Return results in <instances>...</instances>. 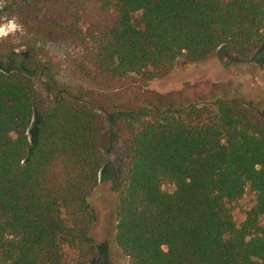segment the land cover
<instances>
[{
	"label": "trees",
	"instance_id": "1",
	"mask_svg": "<svg viewBox=\"0 0 264 264\" xmlns=\"http://www.w3.org/2000/svg\"><path fill=\"white\" fill-rule=\"evenodd\" d=\"M2 18L23 31L19 45L0 41V264L94 263L88 198L111 143L124 156L114 239L127 264H264V113L225 85L130 83L223 47L258 56L264 0H3Z\"/></svg>",
	"mask_w": 264,
	"mask_h": 264
},
{
	"label": "rangeland",
	"instance_id": "2",
	"mask_svg": "<svg viewBox=\"0 0 264 264\" xmlns=\"http://www.w3.org/2000/svg\"><path fill=\"white\" fill-rule=\"evenodd\" d=\"M21 36L22 32H19L1 42L19 45ZM67 53V48L59 46L51 51L56 63H63ZM130 83L135 88H144L161 94L186 90L188 87H197L196 90L200 92L205 91L209 84L225 85L229 96L242 98L264 113V52L252 59L236 60L229 49L223 47L206 62L187 64L178 61L164 78L148 82L137 78ZM36 85L43 93L41 82L36 81ZM75 85L87 87L83 83ZM106 159L104 178L88 198L89 206L97 211V220L88 234L89 239L98 248V255L93 264H127V258L121 254L114 239L116 206L120 190L125 183L121 145L111 143L106 152ZM252 203L253 195L247 191L235 212L238 223L243 221L244 213Z\"/></svg>",
	"mask_w": 264,
	"mask_h": 264
},
{
	"label": "clouds",
	"instance_id": "3",
	"mask_svg": "<svg viewBox=\"0 0 264 264\" xmlns=\"http://www.w3.org/2000/svg\"><path fill=\"white\" fill-rule=\"evenodd\" d=\"M3 0H0L2 4ZM23 29L18 25L15 19H0V41L6 40L10 36L22 32Z\"/></svg>",
	"mask_w": 264,
	"mask_h": 264
}]
</instances>
